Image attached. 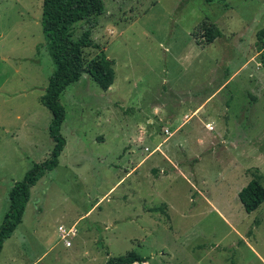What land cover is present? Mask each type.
Here are the masks:
<instances>
[{
  "label": "rangeland",
  "instance_id": "1",
  "mask_svg": "<svg viewBox=\"0 0 264 264\" xmlns=\"http://www.w3.org/2000/svg\"><path fill=\"white\" fill-rule=\"evenodd\" d=\"M103 1L97 47L83 54L112 59L114 82L103 90L83 73L61 93L64 149L0 264H105L130 251L143 264H264V200L247 213L238 198L253 175L264 186V0ZM42 2L0 0V223L12 184L53 146ZM203 21L220 30L210 44L193 36Z\"/></svg>",
  "mask_w": 264,
  "mask_h": 264
},
{
  "label": "trees",
  "instance_id": "2",
  "mask_svg": "<svg viewBox=\"0 0 264 264\" xmlns=\"http://www.w3.org/2000/svg\"><path fill=\"white\" fill-rule=\"evenodd\" d=\"M212 1L205 0L207 3ZM103 11V0H43L42 2L40 25L54 68L48 76L40 101L52 115L48 130L53 146L48 158L33 164L21 180L12 184L8 193L9 206L0 223V251L4 241L11 236L22 220L31 188L46 172L53 170L59 163V156L65 146V138L60 130L66 115L65 107L60 100L61 93L77 82L83 73L88 74L103 90L109 89L114 82L115 70L112 59L107 58L102 51L90 60H86L83 54L84 48L97 47L91 39V30ZM81 21L87 23L88 27L77 38H73L72 27ZM193 36L195 38L200 36L199 44H210L220 36V30L215 23L203 21L199 31L193 33ZM257 38L263 42L264 29L257 32ZM258 49L264 56V47L259 46ZM238 198L247 213L255 210L263 202L264 186L258 175H253L239 190ZM152 210L158 211L161 207H154ZM146 260V257L130 251L109 257L105 264H143Z\"/></svg>",
  "mask_w": 264,
  "mask_h": 264
},
{
  "label": "crops",
  "instance_id": "3",
  "mask_svg": "<svg viewBox=\"0 0 264 264\" xmlns=\"http://www.w3.org/2000/svg\"><path fill=\"white\" fill-rule=\"evenodd\" d=\"M198 109H199V107L194 108L193 111H192L191 113H193V114H194V113H197V110H198ZM154 114H155V113H154ZM186 115H187V114H184L182 118L184 119V118L186 117ZM191 115H192V114H190V116H191ZM187 116H188V115H187ZM169 119H170V118H169ZM176 119H177V118H176ZM174 120H175V118L173 119V121H174ZM185 120H186V119H185ZM185 120L183 121V123L185 122ZM149 121H151V119H150ZM169 121L171 122V121H172V118H171ZM183 123H182V124H183ZM173 124H177V125H178V122H173ZM182 124L179 125L178 128H179L180 126H182ZM141 134H142V133H141ZM87 212H88V211H87ZM87 212H85V213H87Z\"/></svg>",
  "mask_w": 264,
  "mask_h": 264
},
{
  "label": "built area",
  "instance_id": "4",
  "mask_svg": "<svg viewBox=\"0 0 264 264\" xmlns=\"http://www.w3.org/2000/svg\"><path fill=\"white\" fill-rule=\"evenodd\" d=\"M59 229L63 232L64 231V229L62 228V226H59ZM63 236V238L65 237V235H62ZM65 244L66 245H70V242L69 241H65Z\"/></svg>",
  "mask_w": 264,
  "mask_h": 264
}]
</instances>
